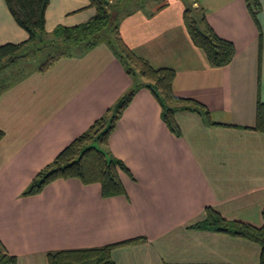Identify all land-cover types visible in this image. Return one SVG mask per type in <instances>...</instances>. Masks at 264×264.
<instances>
[{"label": "crops", "instance_id": "0c3cea01", "mask_svg": "<svg viewBox=\"0 0 264 264\" xmlns=\"http://www.w3.org/2000/svg\"><path fill=\"white\" fill-rule=\"evenodd\" d=\"M131 2L121 11L125 43L154 67L175 69V94L204 104L213 124L179 109L177 136L155 96L140 88L109 138V149L133 174L121 173L126 195L104 197L99 183L77 178L24 195L36 174L134 84L104 42L46 72L26 73L0 95V247L17 264H49V251L145 236L115 248L116 264H259V244L192 226L207 207L229 220L263 224L264 133L254 126L264 102V0H250L259 4L260 27L248 0ZM190 4L203 6L215 32L235 44L228 65L212 67L193 43L184 21ZM95 13L90 0H49L45 30ZM29 36L0 0V45Z\"/></svg>", "mask_w": 264, "mask_h": 264}, {"label": "trees", "instance_id": "16d2710c", "mask_svg": "<svg viewBox=\"0 0 264 264\" xmlns=\"http://www.w3.org/2000/svg\"><path fill=\"white\" fill-rule=\"evenodd\" d=\"M5 1L17 23L26 29L30 36L25 42L0 45V74L20 58L36 50L30 47V50L23 51L25 47L42 38L46 25L45 13L49 5V0ZM130 1L132 0H90L91 6L96 8L93 17L81 24L60 26L54 31V41L50 45L65 46V49L49 54L39 65V71L46 72L63 57L71 56L75 51L77 54H84L104 42L119 58L127 73L133 78L134 84L104 116L96 119L86 131L73 139L51 163L36 174L24 190V195L38 194L49 183L57 179L70 178H77L84 184L99 183L104 197L126 195L127 190L121 173H126L131 178L133 174L123 160L113 155L109 149V138L140 88L149 89L155 96L161 104L163 120L177 136H181V129L175 119V113L179 109L198 112L208 123L213 124L210 110L204 104L175 94L173 90L175 69L154 67L148 59L138 56L124 42L120 32L121 11ZM248 2L251 14L260 27L259 4H252L250 0ZM184 21L193 43L204 50L212 67H222L233 60L235 44L215 32L203 6L188 5L184 12ZM68 48L69 50L74 48V52L66 50ZM12 84H3L0 95ZM254 129L264 133V102L257 104ZM4 136L5 132L0 129V141ZM262 215L263 224L256 226L242 220H229L216 209L207 207L204 219L192 227L232 234L259 244L261 247L259 264H264V208ZM146 241L147 237L140 236L103 246L54 250L47 253V258L49 264H116L112 254L115 248ZM17 263V256L9 254L1 246L0 264Z\"/></svg>", "mask_w": 264, "mask_h": 264}, {"label": "rangeland", "instance_id": "374dc122", "mask_svg": "<svg viewBox=\"0 0 264 264\" xmlns=\"http://www.w3.org/2000/svg\"><path fill=\"white\" fill-rule=\"evenodd\" d=\"M133 6L135 5H133L130 1V3H128L129 9H131ZM53 41L54 34H47V30H45L40 40H37V42L29 45V47H25L23 49L25 52L26 50H30L32 47L36 48V50L25 57L20 58L17 62L11 64L6 71L0 74V88L3 84H12V82H16L18 79L26 75V73H30L35 69L39 70V65L47 58L49 54L54 53L57 50L59 51L61 49H65V46L57 47L50 45ZM66 50H69V48ZM69 51L74 52V48H71ZM73 54H77L76 51Z\"/></svg>", "mask_w": 264, "mask_h": 264}]
</instances>
